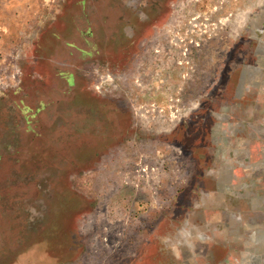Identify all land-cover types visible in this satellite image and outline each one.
Returning <instances> with one entry per match:
<instances>
[{"label": "rangeland", "instance_id": "374dc122", "mask_svg": "<svg viewBox=\"0 0 264 264\" xmlns=\"http://www.w3.org/2000/svg\"><path fill=\"white\" fill-rule=\"evenodd\" d=\"M263 192L264 0H0V264H264Z\"/></svg>", "mask_w": 264, "mask_h": 264}, {"label": "crops", "instance_id": "0c3cea01", "mask_svg": "<svg viewBox=\"0 0 264 264\" xmlns=\"http://www.w3.org/2000/svg\"><path fill=\"white\" fill-rule=\"evenodd\" d=\"M252 160L254 161V158H253ZM227 180H228V179H227ZM227 180H225V179H220V181H219V185H220L221 188H223L224 185L226 186ZM262 194H263V197H264V192H263Z\"/></svg>", "mask_w": 264, "mask_h": 264}]
</instances>
